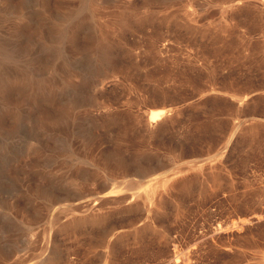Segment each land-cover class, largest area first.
Instances as JSON below:
<instances>
[{
	"label": "rangeland",
	"instance_id": "rangeland-1",
	"mask_svg": "<svg viewBox=\"0 0 264 264\" xmlns=\"http://www.w3.org/2000/svg\"><path fill=\"white\" fill-rule=\"evenodd\" d=\"M101 1L81 12L78 52L26 34L32 55L4 62L34 60L53 84L18 87L19 118L4 111L0 264H264V0ZM156 179V202L128 205Z\"/></svg>",
	"mask_w": 264,
	"mask_h": 264
},
{
	"label": "bare ground",
	"instance_id": "bare-ground-1",
	"mask_svg": "<svg viewBox=\"0 0 264 264\" xmlns=\"http://www.w3.org/2000/svg\"><path fill=\"white\" fill-rule=\"evenodd\" d=\"M66 1L67 0H0V132H2L1 127L4 119V111L11 112L16 118H19L20 114L18 113L17 109L11 106L13 92L18 87L29 90V92L35 96L39 93L44 94L50 91L51 85L53 84L51 76L37 77L34 74V70L30 66L34 60L30 62L29 59L26 66H17L16 68H7L4 66V62L8 61L14 63L19 58L29 57L32 55L30 42L26 41L24 45L20 44L21 40L26 34L33 37H38L42 41L43 45L49 48H51L52 39H55L56 45L53 47V53L57 56L63 57L64 55H72L78 52L80 50L79 37L84 21V17L82 16L81 12L85 9L89 10L90 13H93V10H95L94 6H96L101 0H78L76 7H71L68 10H65L67 7ZM47 24L50 25L49 33L46 30ZM102 48L103 46H101V44L94 43L92 46H90L89 51L94 53L93 56L95 55L98 58H103L104 53ZM43 64L49 68L50 74H53L57 70L65 72L64 70H66L67 65H69L66 58L62 60L60 65L50 63ZM65 76L62 78L64 79ZM68 76H70V74ZM61 84H64L63 80H61ZM76 106L77 101L74 99L65 101L63 107V112L65 113L59 117H68V115ZM168 111L170 110L165 108L151 111L148 116L149 122L157 121ZM51 119L52 118H50V116L47 115L44 110H41L36 123L42 128L49 125H58V119L56 120V124H54L55 118H53V120ZM59 138L62 142V148H64V150H66L67 147L69 148L67 139L63 137ZM26 150L27 152H38L42 150V146L40 144L29 143L26 147ZM91 159L93 160V158ZM157 180L158 179L150 182L143 192L138 191L132 193L128 198V205H132L137 197L141 198L144 206L153 203L156 199L157 191L159 190L158 186H160L158 184L159 181ZM162 180L163 179H161V181ZM166 181L167 180L164 179L161 182L162 190L164 185H167ZM66 182L70 185L81 188V182L77 180V178L69 177L66 179ZM134 184L135 182L131 183V188H134ZM112 191L114 190L112 189L111 192ZM38 192L40 193L41 190H37L36 194ZM49 192L50 194H53L51 191ZM43 198L47 199L48 197L46 196ZM124 198L125 197H123V199ZM51 199H53V197H51L50 200ZM96 199L94 200L93 204H87L88 208H92L99 203L96 201ZM159 199L160 197L158 198V201H160ZM130 208H132V206H130ZM87 216L88 217H86V220H101V217L97 214L89 213ZM177 258L178 257L175 258V262Z\"/></svg>",
	"mask_w": 264,
	"mask_h": 264
}]
</instances>
